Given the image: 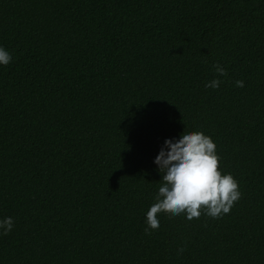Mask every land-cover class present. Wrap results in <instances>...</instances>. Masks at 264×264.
Segmentation results:
<instances>
[{
	"label": "trees",
	"instance_id": "16d2710c",
	"mask_svg": "<svg viewBox=\"0 0 264 264\" xmlns=\"http://www.w3.org/2000/svg\"><path fill=\"white\" fill-rule=\"evenodd\" d=\"M0 46V264H264V0H0ZM184 130L240 197L145 232Z\"/></svg>",
	"mask_w": 264,
	"mask_h": 264
},
{
	"label": "clouds",
	"instance_id": "9594fccd",
	"mask_svg": "<svg viewBox=\"0 0 264 264\" xmlns=\"http://www.w3.org/2000/svg\"><path fill=\"white\" fill-rule=\"evenodd\" d=\"M11 60V53L0 46V66L8 65ZM214 71L220 76L226 74L219 64L214 65ZM219 83L213 78L204 86L215 89ZM235 85L243 87V81L237 80ZM153 164L160 174V181L155 202L144 213L145 232L159 227L158 212L184 213L187 219H192L203 211L216 218L228 213L240 197L233 176L218 170L216 145L203 132L184 130L178 137L165 138ZM12 228V217L0 219V235H7Z\"/></svg>",
	"mask_w": 264,
	"mask_h": 264
}]
</instances>
